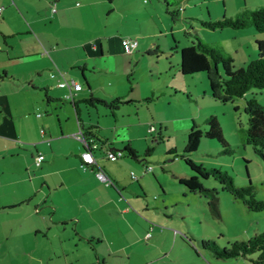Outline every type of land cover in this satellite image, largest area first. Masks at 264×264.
<instances>
[{
  "label": "rangeland",
  "instance_id": "374dc122",
  "mask_svg": "<svg viewBox=\"0 0 264 264\" xmlns=\"http://www.w3.org/2000/svg\"><path fill=\"white\" fill-rule=\"evenodd\" d=\"M22 1L28 7L29 17L36 9L43 11L42 7H37L36 0ZM166 4L171 10L180 7V12L172 17L165 10ZM261 5H264V0H104L99 6H87V14L75 12L81 14L77 16L83 25L92 30L101 29L103 36L109 32L119 38L122 35H136L138 45L128 51L132 59L127 72L120 74L125 68L123 59H118L114 64L115 60L111 61L110 57L105 56L106 64L117 70L104 71L107 66L102 62L104 67L96 76L103 86H116L119 94L130 95L132 86L131 95L127 97L149 93L152 100L146 109L148 118L145 131L146 127L149 130L150 125L154 130L145 133L146 140L139 146L137 159L129 158L122 149L125 156L113 162H133V171L137 175L144 170L141 162H147L146 167L153 168V172L159 175L158 180L162 181L166 192L162 193L151 169L146 171L145 179L139 178L145 185V196L139 191L136 181L129 182L130 189L138 191L140 197L137 199L141 206L139 215L131 211L124 214L115 210L110 212L112 226L121 229L123 236L116 237L119 232H112L111 235L117 240L115 245L107 247L106 244L100 248L109 254L104 264H253L249 257L218 258L210 248L202 247L200 241L213 239L219 246H225L228 241L247 238L262 231L264 207L261 210L249 209L241 199L222 189L216 179L209 177L202 180L204 186L216 188L218 194L217 210H212L202 193L188 191L176 177L192 173L181 156L188 131L193 126L204 131L207 127L206 117L213 114L231 151L223 152L216 139L202 133L196 150L189 156L202 162L204 167L226 171L237 186L250 183L256 199L264 204L263 160L245 142L248 124L245 100L254 95L264 107V89L252 87L245 96L222 102L211 96L204 71L183 75L178 62L180 47L189 45L194 39L193 34L186 32L195 31L202 40L220 45L231 56L234 68L246 65L257 54L256 41H264V31H258L253 26L210 29L203 26L201 21L216 20L243 8ZM109 7L112 11L105 13ZM88 8L92 10L90 13ZM45 22L49 27L48 21ZM120 44L123 48L122 41ZM117 46L118 42H112L111 51L118 50ZM76 69L68 67L67 71L74 72ZM79 80L84 84V80ZM124 105L122 112L125 113L123 108H127L131 114L134 113L135 107ZM98 107L104 108L101 105ZM46 108L45 103L43 106H26L23 116H16L14 120L27 126L23 131L25 134H28L29 126L35 123L38 131L43 126L47 132L50 126L46 125V121L51 125L57 120L55 112L49 115L44 112ZM37 113L40 115L37 116ZM91 114L92 117L96 116L94 111ZM159 130L162 135L158 137ZM18 141L17 146L20 147H13L12 143L0 151V202L16 199L29 186L30 177L37 187L40 186V166H36L30 157L34 147L32 143L23 142V139ZM0 149H3L2 145ZM30 160L33 164L31 168L26 167V162ZM43 160L42 165L46 162L45 155ZM55 189L52 184L51 191ZM123 194L128 208H136L137 205L127 199L133 196L129 188H125ZM40 208L46 217L45 207ZM23 216L20 207L0 209V226L5 230L0 234V264H41L34 260L36 256L43 258L42 264H76L75 256L86 263L92 260L91 247L82 242L75 245L71 238L74 237L71 227L55 226L35 234L27 230V220ZM130 224L134 225L132 230H129ZM18 228L19 231H13ZM29 248H34L31 254L26 252ZM255 255L251 254L252 257Z\"/></svg>",
  "mask_w": 264,
  "mask_h": 264
},
{
  "label": "crops",
  "instance_id": "0c3cea01",
  "mask_svg": "<svg viewBox=\"0 0 264 264\" xmlns=\"http://www.w3.org/2000/svg\"><path fill=\"white\" fill-rule=\"evenodd\" d=\"M36 1L37 7H42L43 11L36 9L29 17L25 1L0 0V145L3 146L0 151L7 144L13 143V147H20L17 146L18 139L32 143L34 152L30 153L31 160L34 161L36 155L41 156L38 165L34 161L36 166H40L41 182L37 187L30 177L29 186L16 199L0 202V209L20 207L24 220H27V224L24 223L28 226L27 230L34 231L35 234L55 226L71 227L74 231V237L71 238L75 245L82 242L92 250V260L86 263L81 257L75 256L76 264H104L109 254L100 248L106 244L107 247L115 245L117 240L111 235L112 232H119L116 237L123 236L121 229L112 226L110 212L115 210L124 214L131 211L139 215L141 206L137 199L140 197L138 191L130 189V183L136 181L139 191L145 196V185L139 178L145 179L148 169L153 172V168L146 167L147 162H141L144 170L138 175L134 173L136 178H132L130 172L134 168L133 162H113L116 159L107 158L105 153L106 150H122L128 145L138 157L139 146L146 140L145 133L154 130L146 127L145 131L148 118L146 109L152 100L149 93L143 91L144 95L140 97H127L131 95L132 86L130 95L119 94L116 86H103L96 76L104 67L102 62L107 66L104 71L117 70L106 64L105 56L110 57L111 61L115 60L114 64L118 59H123L125 68L120 74L127 72L132 54L125 51L124 47L121 48L120 42L123 44V38H136V35H122L119 38L109 32L103 36L101 29L92 30L81 23L77 16L81 14L75 12L87 14V6H99L104 0ZM88 10L89 13L92 11ZM111 11L112 8L109 7L105 13ZM46 20L49 27H46ZM112 42H118V50L111 51ZM68 67L77 69L68 72ZM58 70L63 71L62 75ZM63 77L72 78L81 84V89L73 95V100L66 98V87L57 85ZM80 78L84 80L86 87ZM89 97L107 102L119 98L121 102L111 112L100 103H85L84 100ZM44 103L47 106L44 112L48 115L55 112L57 122L50 125L46 121V125L50 126L47 132L42 125L38 131L37 123L31 124L28 134H25L23 131L27 126L16 123L14 118L23 116L26 106H43ZM124 104L135 107L133 117L127 108H123L125 113L121 111ZM99 105L104 108H99ZM91 110L96 114L95 117H92ZM79 130L86 138L93 137L98 144V148L92 152L95 159L93 163L85 164L81 159L84 145L75 136ZM161 135L159 130L157 136ZM43 155L46 158L44 165ZM123 156L124 152L120 157ZM31 160L26 162V167L33 166ZM98 168L112 179V185H106L95 176ZM153 175L158 180L159 175L154 172ZM52 184L56 189L51 191ZM159 185L165 194L162 181H159ZM125 188L133 193L127 199L131 204H136V208H128L123 200ZM42 206L45 207L46 217L40 208ZM133 228L134 225L130 224L129 230ZM19 230L13 229L15 232ZM2 231L4 233L5 230L0 226V234ZM33 251L34 248L26 250L30 254ZM42 259L34 257L41 264Z\"/></svg>",
  "mask_w": 264,
  "mask_h": 264
},
{
  "label": "trees",
  "instance_id": "16d2710c",
  "mask_svg": "<svg viewBox=\"0 0 264 264\" xmlns=\"http://www.w3.org/2000/svg\"><path fill=\"white\" fill-rule=\"evenodd\" d=\"M166 4V11L172 17L180 12L179 9H169ZM207 28L229 27L239 29L245 26H253L258 31H264V5L255 8H243L233 15L222 16L216 20L201 21ZM193 30V29H192ZM189 45L179 49V71L183 75H190L204 71L206 73L210 94L213 98L222 102L232 101L235 98L245 96L246 92L254 87L264 89V41L257 40V54L249 60L246 65L234 68L232 58L218 44H212L202 40L196 33ZM174 45L173 48H175ZM154 53V52H153ZM85 103L94 105L100 103L108 107L111 112L121 102L119 98L109 102L97 97H89ZM75 104V102H73ZM248 114V124L245 132V142L249 144L257 155L261 157L264 164V107L258 102L254 95L245 100ZM207 127L204 131L193 126L187 133L183 152L181 154L185 164L192 171L191 174H179L177 180L183 184L190 192L202 193L207 198V204L212 210H217V189L205 187L202 180L213 177L221 185L222 189L229 191L234 197L251 210H261L264 207L263 201L256 199L253 186L249 183L237 186L233 182L232 176L226 171L218 168H207L203 163L192 159L189 154L196 150L199 139L204 133L209 138L216 139L222 146L223 152H230L228 141L223 136L220 123L217 117L210 114L206 117ZM123 150L136 159L137 154L130 146L125 145ZM202 247H208L218 258L249 257L253 264H264V229L252 236L243 239L228 241L225 246H219L213 239H202ZM256 254L251 256V254Z\"/></svg>",
  "mask_w": 264,
  "mask_h": 264
},
{
  "label": "built area",
  "instance_id": "2783aa9c",
  "mask_svg": "<svg viewBox=\"0 0 264 264\" xmlns=\"http://www.w3.org/2000/svg\"><path fill=\"white\" fill-rule=\"evenodd\" d=\"M2 7H0V12H1ZM55 8L53 7L52 10ZM138 45V40L136 38H131V37H125L123 38V47L125 51H131L133 48H135ZM58 72L62 75V72L58 70ZM53 75V74H52ZM58 86L60 87H66L68 92L66 94V98L73 100V95L76 93L77 90L81 89V84L79 82H76L74 79H66L62 78L58 83ZM153 128L152 125H150L149 130ZM77 138H79L84 145V150L81 152V159L85 164L93 163L95 162V159L93 157V150L98 148V144L96 140L92 138H86L84 134L79 130L77 134H75ZM106 156L109 159H116L122 155V150H106ZM35 164H39L41 162V156L36 155L35 158ZM132 178H136V175L134 174L133 171L130 172ZM95 176L102 182H104L106 185H112L113 181L112 179L102 170L101 168H98L95 171Z\"/></svg>",
  "mask_w": 264,
  "mask_h": 264
}]
</instances>
